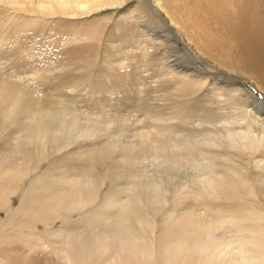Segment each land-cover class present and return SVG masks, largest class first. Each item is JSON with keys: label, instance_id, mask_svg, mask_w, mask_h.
Wrapping results in <instances>:
<instances>
[{"label": "bare ground", "instance_id": "obj_1", "mask_svg": "<svg viewBox=\"0 0 264 264\" xmlns=\"http://www.w3.org/2000/svg\"><path fill=\"white\" fill-rule=\"evenodd\" d=\"M14 13L76 70L55 90L134 94L137 118L80 127L0 84V264H264V0H0Z\"/></svg>", "mask_w": 264, "mask_h": 264}, {"label": "rangeland", "instance_id": "obj_2", "mask_svg": "<svg viewBox=\"0 0 264 264\" xmlns=\"http://www.w3.org/2000/svg\"><path fill=\"white\" fill-rule=\"evenodd\" d=\"M23 16L25 15H16V13L10 15L0 14V84L5 82L11 85L19 86L30 92H36L40 96H42L43 100L45 98L46 102H59L60 105L58 109L59 112L62 113L60 115L61 118H63L64 116L63 119L67 120V114L69 112L72 116L71 119H73V122H75L76 125L80 127H84L85 125H87V122L90 121L89 119L91 118H99V121H103L105 120V118L120 114L119 111H121V116H124L122 117L124 118V123L122 124V126L125 127L126 125L125 128L130 129V125L133 126V124L136 123L135 119L137 118V114L132 111L133 109H136V100H134V98H131L134 96V94H132L129 99L123 102L122 107H117L118 110L113 109V111H109L107 108L102 107V103H98L95 100H92L88 91L85 92L84 90H79L73 92L70 91L71 89H69L68 91L65 90L64 92H61L60 89L59 91L55 90V88L58 87L60 80L61 82H64L65 80L69 79L70 77H72V74L76 73V70L72 71L73 68L70 66L64 71L60 70L61 62L58 59L60 49L55 40L51 38V34L43 35V37L40 39L38 36L43 34L40 29L41 20L36 18L34 27L29 29L27 27L20 26V23H25L28 20L20 18ZM18 26L20 27L21 31L19 32V34L15 35ZM66 52L67 51H64L63 54H66ZM101 84H106V80H103ZM71 102L73 104H71ZM62 105H64L65 108ZM70 108L72 110H76L77 115L73 111H70ZM125 119L128 122H126ZM4 142L6 141H0V143ZM75 163H77V160H75ZM139 165L145 166L147 164L146 162H144V164ZM56 169L57 167H54V169L52 170L56 171ZM47 171L49 172L50 170ZM58 172L59 171H56L54 173ZM34 173H37V171ZM32 175L35 174L32 173ZM224 227L226 228V230H224L225 228H221L222 230L220 229L219 231L224 232L225 235L224 233L221 234L218 231L221 235L220 237L219 233H217L218 238L223 240V238L226 237V240H230V238L232 237L231 239L234 240L235 236L233 235L236 234V238L240 236V234L238 235V231L235 228L228 226V228H230L228 229L227 225H225ZM4 233L5 231L1 232L0 230V237ZM155 235H157V233ZM229 236L231 237L229 238ZM16 244L8 245L2 249H6L7 251L11 252L10 249H13L14 247L19 245L18 243ZM57 246L58 243L55 247ZM111 246L108 247L109 249L106 248L105 250H103L104 252H101V254L103 255L99 256L100 259H102V257H106L105 254L107 253H109V256L114 253L115 249H113ZM44 248L45 251L42 250V252H39L36 250L34 252H31L29 256L34 255L36 258H39L44 262L56 258L51 249L53 248L52 245H45ZM45 258L47 260H45ZM106 258L102 259V261Z\"/></svg>", "mask_w": 264, "mask_h": 264}]
</instances>
